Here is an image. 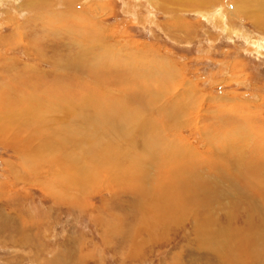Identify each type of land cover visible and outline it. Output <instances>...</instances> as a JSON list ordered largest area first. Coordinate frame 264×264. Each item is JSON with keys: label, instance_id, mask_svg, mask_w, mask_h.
<instances>
[{"label": "rangeland", "instance_id": "obj_1", "mask_svg": "<svg viewBox=\"0 0 264 264\" xmlns=\"http://www.w3.org/2000/svg\"><path fill=\"white\" fill-rule=\"evenodd\" d=\"M195 1L0 0V264H231L223 262L217 232L229 224L237 236L248 206L239 197L249 194L208 172L217 170L214 154L224 155L222 164L236 160L228 152L241 156V147L250 151L245 157L264 155V9L256 6L264 0ZM148 79L152 90L134 85ZM85 96L99 103L87 106L97 124L105 118L99 114L149 106L133 119L146 118L147 130L153 125L161 148L176 144L175 153L203 157L205 166H190L193 180L214 187L211 193L223 186L235 200H212L215 221L203 219L210 212L204 200L201 208L190 203L194 214L181 223L160 227L142 222L143 200L133 187L114 186L103 172L83 194L80 187L72 192L65 178L74 181L75 173L62 152H50L49 137L71 127L66 112L83 107ZM194 192L188 186L183 196ZM235 203L242 204L236 219H221L219 206L237 209ZM251 216L261 224V215ZM254 250L264 256V247ZM256 259L249 263L260 264Z\"/></svg>", "mask_w": 264, "mask_h": 264}, {"label": "bare ground", "instance_id": "obj_2", "mask_svg": "<svg viewBox=\"0 0 264 264\" xmlns=\"http://www.w3.org/2000/svg\"><path fill=\"white\" fill-rule=\"evenodd\" d=\"M194 3L196 4V6L199 5L200 7L203 5L202 0H197ZM256 6L258 9H264V2L257 1ZM82 40L83 39H81V41ZM91 55H90V57H91ZM149 75H150V73H149ZM166 75L164 74L165 78H162V79H165V81L168 80ZM152 80L148 79V81L147 80L142 81L143 83L141 85H138L135 82L134 85L140 87L141 91L146 92L147 90H150V89L152 90V88L154 86V83ZM137 82H138V80H137ZM150 86H152V88H150ZM149 98L154 100V95H150ZM149 101L147 102V105L150 103ZM8 102H10V101H8ZM98 105H99V103H97L96 97L89 100L88 97L85 96V100L82 104L83 107H78V106H77L78 108L72 107V108H70V110L68 109L66 112L65 120H69V122H70L69 124H71V122H72L71 127L68 126L67 130H65V131L63 130L65 133L63 131L58 132V131L54 130V128H53L54 137H51L52 134L49 137V139H50V142H49L50 143V148H49L50 152L51 153L62 152V155H60V156H62L61 161L63 163L66 162L67 164L65 165V167L68 168L69 171L72 170L75 173V176L77 177V178L76 177L74 178V181L69 180V178H65V182L68 183L72 192H73V189L80 187L82 190V194H83L87 190L86 186L89 185L93 180H95L96 182L101 181L99 178H97V172L98 171L100 172V176H101V172H103L105 174V176L109 177V180L112 181L110 183H113V184L115 183L114 186H122V185L126 184L128 186L133 187V190L135 192H137V194H138V199L142 198V200H143L142 202H140L138 204V206H139L138 215L140 214V216H141L140 218H141L142 222H147V223L148 222H155L156 224H159V226L164 225V224H166V222H169V221H171V222L172 221L173 222L180 221V223H181V219H184V217H186L187 215L194 214L193 212H191L192 210L190 208V205H191L190 203H192V202L195 203L198 208L204 207V209L208 210L212 206L213 201H215L217 199L218 200H222V199L227 200L228 199L230 201L229 197L230 198L232 197V199L235 200V196H237V195L234 196L233 194H230L228 191L226 192L225 188L223 186L220 187L219 192L211 193L212 191H214L213 190L214 187L202 184V183L198 182V180H193L196 177L195 176L196 170L193 171L192 168H190V166L194 165V167H195V164H197V163L200 165L202 164V166H205L204 164H207V163L204 161L203 157H201V156L198 157V155L190 154V153H187V154L180 153V152L175 153L174 151H176V150H174V149L177 148L175 146L176 144L175 145L173 144L172 148L170 146H168V147L166 146L167 147L166 149H164L165 147L161 148L162 143L161 144L159 142L156 143V140H155L156 138L154 139V137H153L154 132L151 131L153 128L152 123L150 124L148 122L150 126L152 125V128L149 127L147 130L146 129V123H147L146 118H143V119L135 118V119H133L134 115L138 112H140V113L143 112V109L149 110L150 109L149 106H145V107H141V108L136 107V109H133L130 112L128 110H122V108L119 107L120 111L119 110L117 111L115 109V110L110 111L109 113H105V115H103L104 113L99 114V115H102L103 117H105L102 120V122L104 120H106L107 123L101 122V123L97 124V122L94 119V117H95L94 112L89 110V108H87V106H98ZM39 106H42V105H39ZM159 108H158V111H159L158 113L160 115H164V114L168 115L167 109L166 110L164 109L163 111H161V108H160V110H159ZM102 110H104V109H102ZM151 110L154 111L155 109L151 108ZM113 111H115V112H113ZM161 112H162V114H161ZM9 115H11V114L9 113ZM9 115H7V116H9ZM130 115H131V117H130ZM96 118H98V117H96ZM44 119H46V118H44ZM18 121L20 122V120H18ZM89 123L93 124L95 126V127L91 126V128H93L91 133H90L91 136H89V131L87 132V129H86V128H88ZM108 123H109V126H107ZM79 125H80V127H77ZM100 126L102 127V129ZM46 128H47V126H46ZM70 128H71V131H69ZM127 128H128V130H127ZM147 133H148V135H147ZM72 134L75 136H73ZM16 135H18V134H16ZM41 135H43V134H41ZM71 135L73 137H71ZM128 136H129V140H128ZM40 137H42V136H40ZM76 138H80V139L77 140ZM53 140L56 143H58L59 145L58 144L55 146L52 145V142H54ZM30 142H31V140H30ZM20 143H22V141ZM175 143H177V142H175ZM29 145L32 146L31 143ZM70 146L72 147V149H74V151L72 153H71V150L70 151L68 150V148ZM40 147H41V145H40ZM161 149H164V150L162 151ZM241 149L244 151L241 150L240 153H242V155L239 157H236L234 154H231L230 152H228L230 155H233L231 157L236 158V160L231 161L232 158L230 160H228V158H226V160L228 162H225L223 164H222V162H220V158L221 159H222V157L225 158L223 154H214V155L210 156V157H212L211 161L213 162V163L211 162L210 164H215L217 167V170H215L214 172L209 171L208 173H210V174L216 173L215 175H217L219 177V179L222 181H225L228 183L231 182V184L234 183L237 185H241L240 188L244 189L243 191H241V193L245 192V193H248L250 196V197L249 196L239 197V199L241 198V200H243V201L245 200L244 202H246V204L248 205L245 208V211L243 208L242 214H241V217H244L243 218L244 221L241 220L244 222L243 227L239 226L240 228H236L237 229V230H235V232L237 234V236H236L232 232V231H234V229H232V226L230 228L229 224L228 225L226 224V226L224 225L225 227H221V228L219 226L220 229L217 232V234H218L217 236H218V238L222 237L221 240H223V242L220 241L218 245H220L219 246L220 251L226 253V257L225 258L223 257V262H226V263L230 262L231 264H239V263L247 264L250 262L249 260H253L254 258L257 257L255 262H258L260 264H264V256L260 257V256H258V254L257 255L252 254V251H255L254 249H256L257 247H259V246L264 247V233H262L263 229H264V180L261 181L262 178L264 179V155H262L258 158L256 156V158H254L253 155L255 153H257V151H254V153L252 152L250 155L248 154L249 157H245L244 154H246L250 151L247 152L246 149L245 148L243 149L242 147H241ZM263 149L264 148H262V150ZM134 150L135 151L137 150V152L141 151L142 152L141 155L139 157H136L133 154ZM21 153H23V152H21ZM177 154H182L183 156L178 157V156H176ZM42 155H43V153H42ZM226 155H228V154H226ZM257 155H258V153H257ZM251 156H253V157H251ZM200 159H201V161H200ZM209 160H210V158L207 157L208 164H209ZM61 161H59L58 163H60ZM224 161H225V159H224ZM63 163H62V165H63ZM134 163L139 164L140 168L137 166L138 169H135ZM68 164H69V166H68ZM161 165L163 166L162 168H166V169L158 170V174L156 175L157 177L153 176L151 174L152 170L150 168L156 166V168L158 169V167ZM55 166H58V165H54V167ZM59 166H60V164H59ZM135 166H136V164H135ZM200 167H198L199 170H201ZM62 168L63 167H61V170H62ZM209 170H212V169H209ZM69 171H67L66 173H68ZM233 171L236 173V176H238V177H236L234 175L235 173ZM62 173H63V170H62ZM202 174H204V173H202ZM61 175H63V177L66 176L64 174H61ZM184 176H186L188 178V181H186L182 178ZM209 177L212 178L213 176L212 177L209 176ZM218 177L217 178L215 177V178L218 180ZM257 178H258V180H257ZM86 179H88V180H86ZM189 179H191V180H189ZM105 182H107V181H105ZM221 183H223V182H221ZM106 185H107V183H106ZM191 185L194 187V190H197V193L194 192L195 193L194 196L191 197V195H189L188 196L189 198H187L186 196H183V194L187 190L188 186H191ZM63 188H64V186H63ZM124 190L126 191V189H124ZM75 194H76V192H75ZM73 195H74V193H73ZM73 195H71V198ZM113 196H115V195H113ZM204 200L206 201V203L203 204V206H201L202 202ZM233 200H232V202H233ZM196 202H201V203H196ZM222 202H224V201L222 200ZM214 203H216V202H214ZM219 204H221V203H219ZM235 205H236L237 209H233V208L230 209V207L224 208V205H220L219 209L223 210V215H220L221 219L223 218L224 220H228V221H230V219L231 220L236 219L235 216L239 214V213L236 214L238 212L237 210H241L242 204L238 206V204L235 203ZM243 205H245V204H243ZM191 207H193V206H191ZM255 207H256V209H254ZM211 210L208 214L205 213L206 216L204 218L200 216L201 219L203 218V219H208L211 221L214 219V221H215L216 215H214V213L211 212ZM215 210L216 209H214V211ZM229 210H231V211H229ZM227 212H228V215H226ZM253 212L257 216L261 215V217H259V219L262 220L261 224L256 225V224L252 223L254 215L251 216V213H253ZM258 213H259V215H258ZM216 214H218V213H216ZM195 215H197V214H195ZM250 216L253 218L250 219ZM217 217H218V215H217ZM222 222H225V221H222ZM147 223L144 225L146 226V225L151 224V223H149V224H147ZM212 224H214V223H212ZM153 225H154V223H153ZM217 225H218V223H217ZM154 226H156V225H154ZM160 227H158V228H160ZM200 227H196V228H199V229H196V232L204 230V229L202 230ZM203 227H204V225H203ZM178 228H179V225H178ZM193 229L194 228H192V230ZM136 230H138V229H136ZM214 230H215V228H214ZM138 232H139V230H138ZM139 233H141V232H139ZM229 233L230 234L232 233V235L230 236ZM194 234L196 236H198L196 233H194ZM228 234L230 237H228ZM231 237H233V238H231ZM206 239H207V237H206ZM203 249H205V248H203ZM212 249H214V248H212ZM261 252H264V250ZM212 255H213V253H212ZM213 258H214V256H213Z\"/></svg>", "mask_w": 264, "mask_h": 264}]
</instances>
